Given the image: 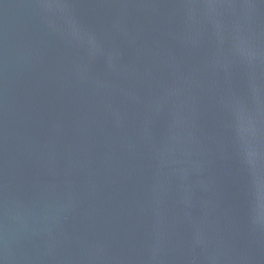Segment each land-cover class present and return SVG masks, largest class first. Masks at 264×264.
<instances>
[{
	"label": "water",
	"instance_id": "1",
	"mask_svg": "<svg viewBox=\"0 0 264 264\" xmlns=\"http://www.w3.org/2000/svg\"><path fill=\"white\" fill-rule=\"evenodd\" d=\"M0 264H264V0H0Z\"/></svg>",
	"mask_w": 264,
	"mask_h": 264
}]
</instances>
